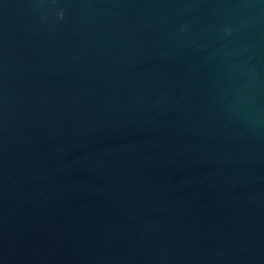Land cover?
Segmentation results:
<instances>
[{
    "label": "water",
    "instance_id": "water-1",
    "mask_svg": "<svg viewBox=\"0 0 264 264\" xmlns=\"http://www.w3.org/2000/svg\"><path fill=\"white\" fill-rule=\"evenodd\" d=\"M0 264H264V0H0Z\"/></svg>",
    "mask_w": 264,
    "mask_h": 264
},
{
    "label": "clouds",
    "instance_id": "clouds-1",
    "mask_svg": "<svg viewBox=\"0 0 264 264\" xmlns=\"http://www.w3.org/2000/svg\"><path fill=\"white\" fill-rule=\"evenodd\" d=\"M63 17V13H61V18Z\"/></svg>",
    "mask_w": 264,
    "mask_h": 264
}]
</instances>
